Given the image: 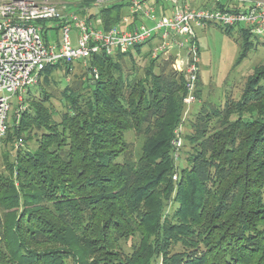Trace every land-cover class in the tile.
<instances>
[{"label":"trees","instance_id":"trees-1","mask_svg":"<svg viewBox=\"0 0 264 264\" xmlns=\"http://www.w3.org/2000/svg\"><path fill=\"white\" fill-rule=\"evenodd\" d=\"M96 2L82 0L76 11L102 18L105 29L130 5L121 0L94 15ZM239 35L238 64L254 37L245 28ZM117 56H94L86 72L96 68L98 78L65 86L63 113L49 75L63 70L68 79L73 65L47 67L34 87L39 97L28 90L3 142L35 141L0 176V264H264V67L238 100L202 107L178 168L183 75L171 58L125 76ZM131 131L144 137L139 159Z\"/></svg>","mask_w":264,"mask_h":264},{"label":"built area","instance_id":"built-area-1","mask_svg":"<svg viewBox=\"0 0 264 264\" xmlns=\"http://www.w3.org/2000/svg\"><path fill=\"white\" fill-rule=\"evenodd\" d=\"M158 6V0H131L121 23L105 29L99 21L67 8L62 11L50 0H0V146L10 125L13 98L21 109L23 96L38 85L49 66L63 61L73 65L71 71L79 63L87 70L94 56H113L152 43L151 58L173 59V69L185 79V102L192 104L199 75L197 29L209 24L243 26L255 37L264 36V0H165L161 12ZM49 21L59 27L56 41L49 36ZM88 72L98 78L96 68ZM173 145L180 147L181 140Z\"/></svg>","mask_w":264,"mask_h":264},{"label":"rangeland","instance_id":"rangeland-1","mask_svg":"<svg viewBox=\"0 0 264 264\" xmlns=\"http://www.w3.org/2000/svg\"><path fill=\"white\" fill-rule=\"evenodd\" d=\"M57 5L60 10L67 8L69 12H74L82 0H50ZM121 0H97L96 4L92 7V12L96 14L97 10L101 7H105L111 3L119 2ZM131 2V0H125ZM202 0H199V4ZM169 5V4H168ZM169 8L171 7L168 6ZM96 10V11H94ZM160 12V10H158ZM47 28H49V36L53 41L59 38V31L54 27V22H46ZM243 26L234 27L231 32H226L224 28L217 25H210L204 28L196 30V39L194 40L198 48L199 55V74L200 82L197 83L195 91V102L187 104L184 100V110L179 125L178 137L176 139L181 140V146H174V159L176 166L181 168L186 165V156L190 153V145L185 141V136L193 133L192 124L195 122L196 117L201 112L204 105L208 103L223 104L226 99L238 100L243 93V90L248 80L255 74L256 70L264 67V36L253 37V46L247 53V56L238 64L242 38L239 35L240 29ZM77 34L75 30L71 31V38L73 43L76 44ZM152 43L146 44L136 49L130 50L126 53H119L123 55V59H118L117 62L123 68L125 76L133 73L136 76H143L144 70L152 62L151 48ZM181 56L185 58V52H181ZM133 66L137 70L133 72ZM132 74V75H133ZM133 75V76H134ZM86 76V77H85ZM91 78V75L87 74L86 68L82 63L75 64L71 71V76L68 79L65 78L63 70H56L53 74L49 75V82L51 85V91L53 92L52 104L60 112H65V102L62 100L61 93L66 85L71 86L78 80H86ZM37 88L31 90L32 97H39ZM48 89V88H47ZM50 91V90H49ZM196 92L198 96H196ZM27 98V93L23 96V104L20 105L21 109L17 105L16 97L13 98V107L10 112V124L13 120L18 121L19 112L25 110L27 105L24 104V100ZM15 115V118H14ZM127 141L132 145L134 158L139 159L141 156V149L144 143V137L138 136L135 132L131 131L127 134ZM35 141L24 143V145H13L12 142L2 144L0 146V176L9 177L10 173L7 170V164L15 161L17 150L25 149L26 147L31 149L34 147ZM15 144V143H14ZM177 176H174V180ZM16 210V209H13ZM19 212V209L16 211ZM139 238H135L133 241H138ZM132 241L124 243V250L127 254L132 251ZM177 247L176 249H178ZM70 264L69 260L66 261Z\"/></svg>","mask_w":264,"mask_h":264},{"label":"crops","instance_id":"crops-1","mask_svg":"<svg viewBox=\"0 0 264 264\" xmlns=\"http://www.w3.org/2000/svg\"><path fill=\"white\" fill-rule=\"evenodd\" d=\"M202 1H204V0H202ZM202 1H201V3H202ZM164 2H165V0H160V2L158 3V4H159L158 9H159V10L162 8V5L164 6ZM128 7H129V6H128ZM94 11H96V10H94ZM160 12H161V11H160ZM90 13H91V14H94V13L92 12V10H91ZM165 13H166V14H169V10H166ZM127 14H128V8H127V12H126V14H125V15L121 18V20L119 21V24L121 23L122 19H123ZM94 15H95V14H94ZM93 19H95L96 21H99V24L103 26L102 18L96 16V17H94Z\"/></svg>","mask_w":264,"mask_h":264}]
</instances>
